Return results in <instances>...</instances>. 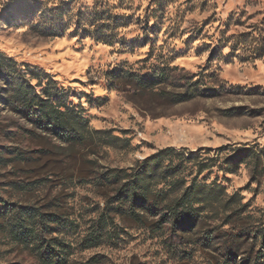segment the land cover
I'll list each match as a JSON object with an SVG mask.
<instances>
[{
    "label": "rangeland",
    "instance_id": "obj_1",
    "mask_svg": "<svg viewBox=\"0 0 264 264\" xmlns=\"http://www.w3.org/2000/svg\"><path fill=\"white\" fill-rule=\"evenodd\" d=\"M51 10L58 11L61 36L40 31L51 20L41 13ZM113 23L119 25L111 34L114 44L96 42L93 31ZM236 33L255 38L263 56L251 60L250 48L247 59L230 57L228 38ZM0 53L52 75L93 133L63 152L53 135L33 130L0 102V264H37L35 253L9 236L10 222L25 208L56 212L72 223L66 264L222 261L220 252L201 245L204 233L223 219L220 212L206 211L197 229L174 240L168 225L146 227L120 215L98 222L119 189L101 185L100 177L165 148L185 158L202 149L205 157L221 160L227 151L218 149L252 148L257 164L250 159L233 175L214 168L198 180L216 181L246 204L242 218L219 229H264V0H0ZM161 71L164 82L153 92L125 77ZM192 76L217 93L175 103L183 79ZM193 177L188 164L181 179L188 184ZM146 217L147 225L158 219ZM95 230L102 232L101 245L82 250L81 239ZM250 245L241 246L239 264Z\"/></svg>",
    "mask_w": 264,
    "mask_h": 264
},
{
    "label": "trees",
    "instance_id": "obj_2",
    "mask_svg": "<svg viewBox=\"0 0 264 264\" xmlns=\"http://www.w3.org/2000/svg\"><path fill=\"white\" fill-rule=\"evenodd\" d=\"M53 12L58 11L41 13L42 18L50 17L51 20L47 22L46 27H41L40 31L46 36L57 37L65 30L58 20H54ZM113 24H103L95 29V41L112 46L114 42L111 34L119 27L116 23ZM229 24L230 18L227 21L228 27ZM78 26L77 30L80 28L79 23ZM228 39L232 40L229 45L230 57L241 53L243 58L247 59L246 53L250 48L254 54L251 60L263 56L262 46L248 33L232 34ZM162 75L163 71L144 76L125 73L132 86L149 92H153L164 82ZM195 78L192 76L183 79V91L178 93L175 103L217 93L213 86H205ZM0 82L4 84V87L0 88V102L10 112L20 116L33 130L53 135L61 144L58 147L61 151L67 152L82 145L93 134L87 128L80 108L67 103L66 90L59 87L58 82L49 73L36 67L18 64L0 53ZM165 94L174 95L170 92ZM221 150L227 151L222 160L218 155L215 158L205 157L202 149L198 154L189 153L185 158L183 151L178 153L172 148H165L137 161L133 168L108 171L100 177V184L118 186L119 189L113 199L103 205L98 222L103 220V216L120 215L146 227L156 226L157 229H162L168 225L169 237L174 240L182 239L183 235H189L197 229L206 211L213 214L220 212L223 219L216 225L215 231L204 233L201 239L202 248L220 252L223 259L216 264H239L237 259L241 256V246L251 242L241 264H264V229H232L231 233L219 229L232 224L235 217L236 220L242 218L246 204H241V197L237 193L228 196L225 188L216 181L205 184L204 180H198L201 175L211 172L214 168L233 175L242 165L250 164V159L257 164L258 153L247 146L221 148L217 150L218 154ZM188 164L194 177L187 184L181 176ZM229 202H236V209H232ZM157 215V221L147 225L146 216ZM71 226L72 223L59 213L51 212L46 215L41 211L25 208L21 218L10 222L9 236L12 241L35 253L37 264H66L71 245L69 242L65 243V236ZM102 238V232L95 230L81 239V249L99 247Z\"/></svg>",
    "mask_w": 264,
    "mask_h": 264
}]
</instances>
